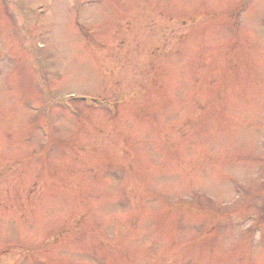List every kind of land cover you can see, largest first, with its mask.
I'll return each mask as SVG.
<instances>
[{"label": "rangeland", "instance_id": "obj_1", "mask_svg": "<svg viewBox=\"0 0 264 264\" xmlns=\"http://www.w3.org/2000/svg\"><path fill=\"white\" fill-rule=\"evenodd\" d=\"M0 264H264V0H0Z\"/></svg>", "mask_w": 264, "mask_h": 264}]
</instances>
